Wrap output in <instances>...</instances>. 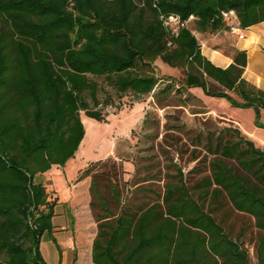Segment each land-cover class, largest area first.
<instances>
[{
  "label": "trees",
  "instance_id": "16d2710c",
  "mask_svg": "<svg viewBox=\"0 0 264 264\" xmlns=\"http://www.w3.org/2000/svg\"><path fill=\"white\" fill-rule=\"evenodd\" d=\"M230 8L242 27L264 19V0H0V264H46L44 234L61 264L56 201L36 176L74 156L85 134L81 111L106 120L103 107L128 91L149 93L164 78L154 96L171 90L172 77L153 72L157 58L185 68L183 87L251 107L254 124L264 127V90L243 75L246 50L217 65L187 25L168 44L160 19L193 15L197 31L215 32L227 28L221 11ZM204 147L209 175L189 186L179 169L163 195L150 190L155 200L139 202L133 194L147 197L149 188L122 198L115 181L109 198L115 210L96 179L105 173L81 171L91 175L93 264H253L217 218L226 207L254 219L262 232L254 264H264V147L237 125L208 131Z\"/></svg>",
  "mask_w": 264,
  "mask_h": 264
},
{
  "label": "rangeland",
  "instance_id": "374dc122",
  "mask_svg": "<svg viewBox=\"0 0 264 264\" xmlns=\"http://www.w3.org/2000/svg\"><path fill=\"white\" fill-rule=\"evenodd\" d=\"M201 47H216L225 41L223 31L199 32L194 18L187 22ZM153 72L170 75L174 85L167 92L157 91L166 82L160 79L153 91L144 94L126 92L121 98L103 107L106 120H99L81 111L85 134L63 168L53 167L38 174L36 180L43 183L50 201H56L53 217V236L61 251V264H93L92 243L97 233V222L89 202L91 175L97 177L99 189L111 202L110 184L117 182L122 198L138 188H149L144 193H134L133 200H155L150 190L163 195L165 184L177 170L184 174L189 186L210 174L203 157L208 131L225 126H235L232 118L244 126L254 123L255 112L251 107L233 106L225 97L205 94L201 87H183L180 80L185 68L173 67L157 58L152 63ZM232 96L239 98L233 91ZM102 96V93L100 94ZM89 167L90 176H80ZM144 196V197H143ZM96 211L102 213L96 208ZM217 218L241 243L251 263H256V245L262 234L254 219L246 214L220 210ZM40 250L46 264H57L58 251L44 234Z\"/></svg>",
  "mask_w": 264,
  "mask_h": 264
},
{
  "label": "crops",
  "instance_id": "0c3cea01",
  "mask_svg": "<svg viewBox=\"0 0 264 264\" xmlns=\"http://www.w3.org/2000/svg\"><path fill=\"white\" fill-rule=\"evenodd\" d=\"M219 31H223L220 33ZM220 35L224 34L225 41L219 43L216 47H210L201 51L213 63L226 66L232 61V55L235 49H245L247 54V63L243 72L244 77L264 90V19L244 27L242 37L230 32L227 28L217 31ZM260 120L264 122V109H261ZM232 121L240 130L250 137L256 145L264 147V127L255 125L244 126L236 118ZM53 167H59L53 165ZM63 168V167H60Z\"/></svg>",
  "mask_w": 264,
  "mask_h": 264
},
{
  "label": "built area",
  "instance_id": "2783aa9c",
  "mask_svg": "<svg viewBox=\"0 0 264 264\" xmlns=\"http://www.w3.org/2000/svg\"><path fill=\"white\" fill-rule=\"evenodd\" d=\"M221 13L223 19L225 20L227 29L230 32L236 34L237 36L242 37L244 35L243 32L244 27L240 25L235 9L230 8V9L222 10ZM190 18H195V16L190 15L187 20L182 21L180 20V17L177 14H160L162 25L166 31L168 44H171L172 37L177 35L178 30L181 26L187 25V22Z\"/></svg>",
  "mask_w": 264,
  "mask_h": 264
}]
</instances>
